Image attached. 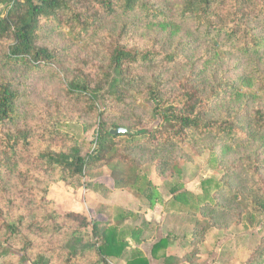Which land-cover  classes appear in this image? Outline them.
Returning a JSON list of instances; mask_svg holds the SVG:
<instances>
[{
    "label": "trees",
    "instance_id": "16d2710c",
    "mask_svg": "<svg viewBox=\"0 0 264 264\" xmlns=\"http://www.w3.org/2000/svg\"><path fill=\"white\" fill-rule=\"evenodd\" d=\"M0 8V183L14 173L19 156L31 142L32 132L26 126L18 129L20 113L25 111L24 96L6 66H23L20 76L45 70L55 79L58 75L52 68L63 58L44 42L48 28L66 31L73 40L81 41L91 35V30L94 34L105 27L107 20H113L118 22L119 34L115 40L110 38L115 30L107 34L113 40L110 50L94 72L77 69L64 78L65 96L84 111L83 124L87 126L96 119L89 149L82 153V144L75 136L55 128L49 134L64 138V148L47 147L37 153L36 160L70 183H78L91 171L105 170L113 189L133 192L147 202L149 209L162 206L168 212L194 218V240L201 230L216 227L219 216L226 211L219 201L226 195L223 191L228 190L232 201L242 196L237 189L227 187L228 180H202L199 193L185 190L182 184L175 185L170 190L171 197L164 202L139 165L134 147L145 145L165 151L167 156H163L161 167L169 166L171 159L178 171L179 159L168 153L210 138L213 144L207 146L209 163L212 167L219 163L224 175H228L225 154L242 145L264 143V0H0ZM126 19L130 20L124 22ZM141 24L168 32L158 49L156 36L147 49L121 45L124 35ZM178 33L183 35L173 44ZM184 38L188 40L181 44ZM201 43H209L211 52L223 50L231 60L252 64V71L244 68L233 82L207 73L201 63L203 58L195 57ZM181 64L177 76L164 80L154 75L148 78L142 70L154 65L168 69ZM136 102L149 110L147 116L131 113L134 129L109 119L118 113L116 108L127 109ZM219 103L222 107L217 106ZM118 128L129 129L133 134L109 133ZM250 164L245 176L252 193L240 199L251 207L247 225H253L256 214L264 212V162ZM240 174L233 172L237 178ZM65 217L72 227L60 226L57 234L63 235V250L70 259L90 255L96 259L94 264H110L129 251L125 264H149L138 248L143 230L133 225L137 218L134 213L118 211L105 223L75 212ZM88 227L91 239L86 232ZM31 247L32 243L17 225L5 219L0 208V261L15 257L18 264H27ZM172 247L168 238H162L151 251H167L162 264H180L182 256L169 254ZM32 264H50V260L38 255ZM248 264H264V244Z\"/></svg>",
    "mask_w": 264,
    "mask_h": 264
},
{
    "label": "rangeland",
    "instance_id": "374dc122",
    "mask_svg": "<svg viewBox=\"0 0 264 264\" xmlns=\"http://www.w3.org/2000/svg\"><path fill=\"white\" fill-rule=\"evenodd\" d=\"M149 1L155 2V0ZM105 24L104 28L94 34L91 30V35L81 41L73 40L66 31L48 28L44 42L55 48L63 58L52 68V72L58 75L55 79L51 78V72L45 73V70L20 76L23 66H6L10 78L12 77L18 84L24 96L22 102L25 111L20 113L22 118L17 122L18 129L24 130L26 126L27 129H32V132L31 142L19 156L14 173L8 177V181L0 183V208L5 219L17 225L20 232L32 243L28 251L30 260L27 264H32L38 255L48 258L50 264H94L96 259L90 255L70 259L66 255L67 251L63 250L64 237L58 236L57 229L60 226L72 227L70 219L65 217L71 212L105 223L118 211L131 212L137 216L133 225L143 230L142 242L138 248L149 264H162L161 260L167 251H159L156 254H152L151 251L153 245L162 238H168L173 244L169 254L182 256L180 264H248L254 252L264 244V212L256 214L253 225H247L246 216L251 212V207L245 202L242 203L240 199L252 193L245 170L250 169L251 162L258 164L264 162L262 142L249 146L242 145L234 152L225 154L224 163L230 168L228 175H224L219 163L215 167L209 163L210 150L207 146L209 143L213 144L210 138L201 139L193 147L180 146L168 153L171 157L179 159L176 163L178 171H175L171 159H168L169 166L161 167L163 156H167L165 151L153 150L145 145L134 147L133 153L139 165L147 173L164 202L171 197L170 190L175 185L182 184L185 190L199 193L200 182L205 179L228 180L227 187L237 189L242 195L232 201L228 190H224L226 195L219 199L226 209L222 212L223 217L219 216L216 227L201 230L196 240L192 237L195 232L194 218L181 213L168 212L162 206L149 209L147 202L133 192L113 189L105 170L91 171L78 183H70L62 181L59 173L48 171L36 160L37 153L47 147L53 150L64 148L61 147L64 138L61 136L54 138L49 134L55 128L68 136H75L82 144V153L89 149L96 128V119L93 118L92 123L87 126L83 124L84 111L65 96L64 78L70 77L77 69L94 72V67L105 57L107 50H110V42L113 41L111 39H117L119 34L118 22L107 20ZM111 30L115 31L111 34ZM108 33L112 35L111 39L107 38ZM167 33L165 30L141 24L124 35L121 45L130 49H147L156 36L158 49L165 41ZM180 35L183 33L175 35L173 44L177 43ZM187 40L184 38L181 44L186 43ZM210 48L209 43H201L195 53L196 58H203L201 63L208 69L207 73H216L226 82H233L244 68L252 71L250 68L252 64H243L238 59L231 60L225 51L217 50L215 53L209 51ZM182 66L183 64L162 69L160 65H154L140 69L148 78L154 75L164 80L177 76V72H180L178 69ZM246 90L248 93L252 92L251 89H244ZM217 106L222 107L221 103ZM131 107L133 110H129ZM148 110L139 102L135 105L131 103L127 109L116 108L118 113L116 116H110L109 119L125 128L134 129L130 119L131 113L147 116ZM142 124L145 125L143 122ZM233 172L241 174L237 178L233 176ZM86 232L91 239L90 227ZM128 256L129 251H125L121 257L111 260L110 264H125ZM0 264H18V260L11 257L5 262L0 261Z\"/></svg>",
    "mask_w": 264,
    "mask_h": 264
},
{
    "label": "water",
    "instance_id": "95a60500",
    "mask_svg": "<svg viewBox=\"0 0 264 264\" xmlns=\"http://www.w3.org/2000/svg\"><path fill=\"white\" fill-rule=\"evenodd\" d=\"M109 133L111 135H118V134H133V132L129 129L118 128V129H110Z\"/></svg>",
    "mask_w": 264,
    "mask_h": 264
}]
</instances>
